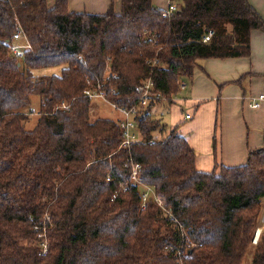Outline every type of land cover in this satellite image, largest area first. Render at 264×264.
<instances>
[{
	"label": "trees",
	"instance_id": "16d2710c",
	"mask_svg": "<svg viewBox=\"0 0 264 264\" xmlns=\"http://www.w3.org/2000/svg\"><path fill=\"white\" fill-rule=\"evenodd\" d=\"M67 2L0 0V264H243L264 197V129L244 164L205 172L175 128L154 136L150 109L171 103L200 60L248 57L264 20L248 0H171L169 17L151 0L103 14ZM19 30L21 58L10 47ZM148 80L160 98L143 108ZM98 87L116 108H138L137 141L123 146L118 121L90 119L85 91ZM146 187L162 206L142 201ZM250 264H264V232Z\"/></svg>",
	"mask_w": 264,
	"mask_h": 264
},
{
	"label": "crops",
	"instance_id": "0c3cea01",
	"mask_svg": "<svg viewBox=\"0 0 264 264\" xmlns=\"http://www.w3.org/2000/svg\"><path fill=\"white\" fill-rule=\"evenodd\" d=\"M165 9L171 0H151ZM264 20V0H248ZM120 11L121 0H68L69 11L103 14L110 4ZM54 0H47L52 6ZM181 92L153 110L166 136L171 129L183 135L195 152V167L210 172L216 164L238 166L246 162L248 151L262 145L264 102L252 107L250 102L264 93V32H250L248 57L207 58L193 69L190 82ZM185 93L184 96H181ZM186 114L190 117L186 118ZM119 121V120H118ZM137 133L136 128L133 130ZM156 133V132H154Z\"/></svg>",
	"mask_w": 264,
	"mask_h": 264
},
{
	"label": "built area",
	"instance_id": "2783aa9c",
	"mask_svg": "<svg viewBox=\"0 0 264 264\" xmlns=\"http://www.w3.org/2000/svg\"><path fill=\"white\" fill-rule=\"evenodd\" d=\"M176 11V7L174 4L170 3L165 9L162 11L163 17H169ZM213 31L209 30L204 36L203 41L207 42L210 40V37L212 36ZM13 42L11 44V51L12 53L21 58L23 55V50L30 48L29 43L27 42L24 34L19 30L13 34ZM23 40V41H21ZM18 41V42H17ZM154 61L153 63H155ZM185 84H181V88H184ZM153 82L152 80H148L143 87L138 88V92L141 93V99L138 103V106L145 108L150 103V100H158L160 98L159 93H153L152 92ZM85 94L91 98H103L105 100V93L100 90L98 87L95 91H91L87 89L85 91ZM264 102V93H260L256 96L254 100L250 102V105L252 107H258L260 104ZM114 106V105H113ZM115 107V106H114ZM124 115V119H120L118 121L120 127L124 130V139L122 141L123 146L130 145L133 141H137L139 138L137 134L133 132V130L136 128V122L134 117L136 116V112L138 111V108H132L130 110L121 109L118 108ZM190 115L186 114V118H189ZM139 164H134L132 166V179L135 182H138V171H139ZM152 191L151 188L146 187V191L142 193V201H146L149 197H152L158 205H163V198L159 195L154 194L153 196H149V192ZM264 222V216L259 217V223ZM262 230L259 228V234L261 235ZM259 235V237H260ZM255 237V236H254ZM253 237V238H254Z\"/></svg>",
	"mask_w": 264,
	"mask_h": 264
},
{
	"label": "rangeland",
	"instance_id": "374dc122",
	"mask_svg": "<svg viewBox=\"0 0 264 264\" xmlns=\"http://www.w3.org/2000/svg\"><path fill=\"white\" fill-rule=\"evenodd\" d=\"M63 67L64 66L48 67V68L40 69V70H38L39 72L38 71L37 72L40 74H47V75L59 74ZM184 94L185 93H182L181 96H184ZM162 103L167 104L166 102H162ZM162 103H159L157 106L155 104L153 106V110H154V108L155 109L160 108L159 106H162L163 105ZM90 114H91V117H90L91 120H94L97 117L110 118V119H113L115 121H118L120 119H124L123 113L118 108L114 107L110 102H108L106 99L104 100L101 97L92 99ZM36 118H37L36 115L31 116V120H33L34 122H35ZM154 136H157V133H155ZM149 196H153V191L149 192ZM260 216L261 217L264 216V197L261 199L260 208H259V212H258L257 220H256V229L254 232V236L256 235V232H257V230H259V228L262 230V232H264V222L259 223V217ZM259 235L257 237L258 239H259ZM256 239H255V237L253 238L251 245L249 246V248L245 254L243 264H250L251 263L253 252H254V247L258 241V239L257 240Z\"/></svg>",
	"mask_w": 264,
	"mask_h": 264
},
{
	"label": "bare ground",
	"instance_id": "6f19581e",
	"mask_svg": "<svg viewBox=\"0 0 264 264\" xmlns=\"http://www.w3.org/2000/svg\"><path fill=\"white\" fill-rule=\"evenodd\" d=\"M258 235H259V230H257V232H256L255 239L258 237ZM257 239H258V238H257ZM257 239H256V240H257ZM256 240H255V241H256Z\"/></svg>",
	"mask_w": 264,
	"mask_h": 264
}]
</instances>
